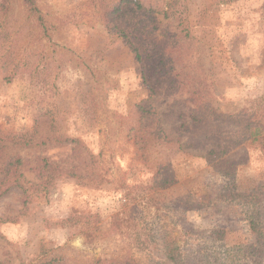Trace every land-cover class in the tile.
Masks as SVG:
<instances>
[{
    "label": "rangeland",
    "instance_id": "obj_1",
    "mask_svg": "<svg viewBox=\"0 0 264 264\" xmlns=\"http://www.w3.org/2000/svg\"><path fill=\"white\" fill-rule=\"evenodd\" d=\"M36 3L45 31L23 0L0 13V264H170L168 232L184 264H223L253 241L237 200L264 223L261 153L186 126L195 92L221 112L264 95V0Z\"/></svg>",
    "mask_w": 264,
    "mask_h": 264
},
{
    "label": "trees",
    "instance_id": "obj_2",
    "mask_svg": "<svg viewBox=\"0 0 264 264\" xmlns=\"http://www.w3.org/2000/svg\"><path fill=\"white\" fill-rule=\"evenodd\" d=\"M124 1L130 2L131 0ZM23 2L26 6L28 18L35 20L37 26L42 31H45V20L37 6L36 0H23ZM8 9L9 0H0V13L2 16ZM195 96H197L196 99L198 101L202 99L198 92H195ZM196 99H192L193 105L188 109L189 124L186 126V129L191 128L192 131L198 134L208 135L218 141L223 140L224 144L220 153H224L229 149L247 146L258 149L264 159V128L261 123L264 117V95L261 98L253 100L251 107L241 108L236 112L215 110L207 98L195 104ZM139 110L141 113L144 111L142 107ZM156 135L162 139H167V135L161 129L157 131ZM209 155L213 159L216 157V152L210 150ZM156 173H158L157 175H161L162 169L157 170ZM222 173L225 177L230 176L235 178L233 168L225 170ZM171 181H173L171 174L163 173L159 179L154 180V183L160 182V184L156 185L153 183L151 188H165ZM229 195L233 197L235 193H229ZM147 201H149V197ZM175 201L178 204L181 203L180 200ZM237 201L247 207L248 214L246 221L248 229L253 235V241L235 244L222 249L223 264H239L240 261L247 262V264H260L264 253V249L261 248L264 244V223L259 212V197L257 194L251 192L250 194L240 196ZM209 234L212 241L222 242L226 236V230L223 227L215 226L209 230ZM179 240V235L172 234L171 232L165 233L161 237L163 256L166 262L170 264H184V255ZM199 264H202V261H199Z\"/></svg>",
    "mask_w": 264,
    "mask_h": 264
}]
</instances>
